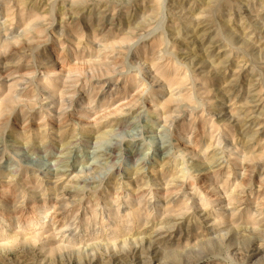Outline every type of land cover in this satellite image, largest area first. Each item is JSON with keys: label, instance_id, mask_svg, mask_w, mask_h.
Segmentation results:
<instances>
[{"label": "rangeland", "instance_id": "obj_1", "mask_svg": "<svg viewBox=\"0 0 264 264\" xmlns=\"http://www.w3.org/2000/svg\"><path fill=\"white\" fill-rule=\"evenodd\" d=\"M0 264H264V0H0Z\"/></svg>", "mask_w": 264, "mask_h": 264}]
</instances>
